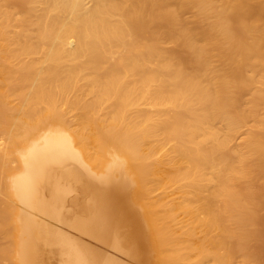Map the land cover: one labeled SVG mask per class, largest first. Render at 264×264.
Masks as SVG:
<instances>
[{
    "label": "bare ground",
    "instance_id": "obj_1",
    "mask_svg": "<svg viewBox=\"0 0 264 264\" xmlns=\"http://www.w3.org/2000/svg\"><path fill=\"white\" fill-rule=\"evenodd\" d=\"M41 211L142 264H262L264 0H0V264H40L30 231L122 264Z\"/></svg>",
    "mask_w": 264,
    "mask_h": 264
},
{
    "label": "rangeland",
    "instance_id": "obj_2",
    "mask_svg": "<svg viewBox=\"0 0 264 264\" xmlns=\"http://www.w3.org/2000/svg\"><path fill=\"white\" fill-rule=\"evenodd\" d=\"M72 192H74V191H72ZM76 192V194H78L77 192L78 191H75ZM74 192V193H75ZM71 195H73L71 192H70V194H69V196H71ZM74 196H76V195H73V197L71 196V200H72V198H74ZM70 200V204H71V207L69 206L68 207V209L69 208H71L70 210H73V208H74V205L72 204V201ZM68 205H69V203H68ZM37 212V211H36ZM35 212V213H36ZM40 212V211H39ZM36 213V215L38 214V217L36 218V219H38L39 220V223L41 222V223H43V224H46V222L44 223V219L45 218H47V216H48V214L47 213H45V212H43V211H41L43 214H46V215H43V214H41V213ZM35 213L33 214L34 216H35ZM40 216H42L41 218L43 219V220H41L40 219ZM36 217V216H35ZM49 217H52V216H49ZM47 218V219H45V220H47V223H49L50 221L52 222H57L56 223V225L58 226H54L55 224L54 223H51V226L53 227H51V229H53L54 230V232L55 233H59L60 231V233H63V234H65L66 236H67V234H69L70 235V237H72V238H69L70 240L72 239L74 242H79V244H81V242H82V244L81 245H84L87 249H89V251H92V250H94V251H92V252H95V250L97 249H100V248H103V246H104V248H103V250H102V252H104L105 251V253H106V255L105 256H107V254H111V253H113V255H115L116 254V256H113L112 254H111V258H113V259H115V261H118V262H121L122 264L124 263H127V264H142V263H140V262H142V261H140V262H138L137 260H134L133 259V257L132 256H130V254L128 253V254H126L127 252H125L124 250H120V251H118V249L116 250L115 249V247L114 246H111V245H108L109 243H106V245H105V243H103L102 242V240H100L101 239V237L98 239L96 236L95 237H91V236H94V235H92V234H90V232H88V231H84V230H82L78 225H77V227H78V231H77V227H76V224L74 223L73 224V222H74V220L72 219V218H74L73 217V215L72 216H70V218H65V221L64 220H62L61 221V218H57L56 217V221H54L55 220V217L53 216L52 217V219H54V220H51V218ZM64 218V217H63ZM62 218V219H63ZM66 219L68 220V222L70 223L71 222V224H72V226L75 228H72V226H70L69 227V223H68V225L67 224H65V223H62L63 221L64 222H66ZM41 220V221H40ZM50 220V221H49ZM58 220L59 221H61V222H58ZM72 220H73V222H72ZM61 223V224H60ZM52 224H54V225H52ZM59 224V225H58ZM65 226H63V225ZM70 224V225H71ZM46 225H48V224H46ZM50 225V224H49ZM63 227V228H61V229H59V227ZM56 228H58V230L56 231L55 229ZM70 228H72V229H70ZM80 228V229H79ZM66 232H65V231ZM84 231V232H83ZM88 234H90V235H88ZM45 236V235H44ZM43 236V237H44ZM39 238L38 236H36L32 231H30V232H28V234H27V239H28V241L29 242H31V243H35V244H37L39 247V249L40 250H38V251H40L39 253L40 254H42V255H40V254H38L39 255V259H41V257H44V258H42L40 261H39V259H38V261L40 262V264L43 262V264H45L46 262V264H61V261H62V259H63V257L61 256L62 254H61V252H60V250H59V245H56L55 243H49V241H48V239H45L44 240V238ZM68 237V236H67ZM47 238V237H46ZM96 238V239H95ZM76 240V241H75ZM99 240V241H98ZM104 240H106V239H104ZM103 240V241H104ZM104 242H107V240L106 241H104ZM84 243V244H83ZM101 243V244H100ZM100 247H99V246ZM101 245H102V247H101ZM98 246V247H97ZM92 247V248H91ZM93 247H94V249H93ZM114 247V248H113ZM96 248V249H95ZM106 248H109V249H111V250H109V249H107V251H106ZM86 249V250H87ZM92 249V250H91ZM115 249V250H114ZM96 250V251H97ZM101 250V249H100ZM99 250V251H100ZM114 250V251H113ZM109 251H111L110 253H108ZM116 251H117V253H116ZM101 252V251H100ZM101 252V253H102ZM125 254H124V253ZM115 253V254H114ZM119 253H121L120 255H119ZM104 254V253H103ZM108 255V257H110ZM121 255L123 256V258L121 257ZM128 256V257H127ZM116 257H118V259H116ZM127 257V258H126ZM121 259H124V261H121ZM152 259H153V257H150V261H152ZM129 260H131V261H129ZM42 261V262H41ZM126 261V262H125ZM129 261V262H128ZM131 262H133V263H131ZM148 262H146V263H144V264H147ZM32 264V263H31ZM149 264V263H148ZM262 264H264V260H263V262H262Z\"/></svg>",
    "mask_w": 264,
    "mask_h": 264
}]
</instances>
